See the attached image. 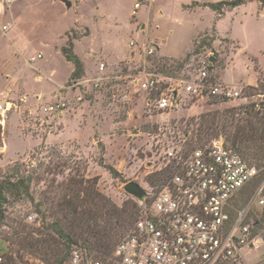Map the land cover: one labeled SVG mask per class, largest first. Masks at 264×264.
Returning a JSON list of instances; mask_svg holds the SVG:
<instances>
[{"label":"rangeland","instance_id":"1","mask_svg":"<svg viewBox=\"0 0 264 264\" xmlns=\"http://www.w3.org/2000/svg\"><path fill=\"white\" fill-rule=\"evenodd\" d=\"M69 1L70 9L54 0H18V8L8 5V15H0V22L11 26L6 34L0 33V103L4 105L0 113V182L15 168L20 176L30 177L33 198L14 201L7 197L2 206L4 220H0V253H11L9 241L14 230L23 226L39 229L36 219L51 223L49 212L57 209L68 187L80 192L96 183L97 191L120 207L136 200L123 189L135 182L148 193L145 199L149 200L155 192L149 178L168 165V151L188 147L199 115L249 103L259 109V103L264 102V19L257 16L264 15V0H247L257 2L258 9L253 4L239 11L233 9L216 24L212 15L217 13L183 10L173 0L151 1L143 19L131 15L133 4H140L139 0ZM96 3L99 12L92 14ZM232 15L249 16L244 21ZM90 24L93 37L86 39L83 35ZM75 35L80 36L75 42L77 52L86 63L82 79L100 76L101 63L105 65L102 74L110 77L133 76L143 70L160 74L166 70L164 66L171 65L173 70L168 69L167 75L187 78L196 75L194 69L200 60L211 59L217 81L242 93L219 102L180 96L172 108L157 111L147 105L156 95L134 93L133 87L125 102L113 100L116 85L120 90L127 88L123 78H109L96 93L85 95L81 88L85 97L77 101L80 91L69 89L68 84L71 65L60 54L67 36ZM131 41L133 46H129ZM155 43L160 44L164 55ZM11 45L15 48L7 49ZM150 49L152 55L147 54ZM32 57L35 59L30 60ZM177 63H183L179 71L175 69ZM91 84L87 82L84 89ZM169 84H161L160 89ZM57 103H65L61 111L44 110ZM106 167L113 168L115 174L112 176ZM256 180L232 202V221L244 209L245 222L251 224L261 218L264 204L259 201L264 200V181L255 186ZM81 181L84 184L80 187ZM258 190L260 196L251 202ZM66 196L72 199L69 193ZM29 215L34 219L30 221ZM263 229L264 223L251 230L257 236L262 234L253 251L255 264H264ZM24 261L47 264L27 254Z\"/></svg>","mask_w":264,"mask_h":264},{"label":"built area","instance_id":"2","mask_svg":"<svg viewBox=\"0 0 264 264\" xmlns=\"http://www.w3.org/2000/svg\"><path fill=\"white\" fill-rule=\"evenodd\" d=\"M12 1L4 0L7 4ZM139 6V3L134 5L133 13ZM133 45L131 41L129 46ZM147 54L152 55L153 50H148ZM104 68L103 63L99 64L100 76L81 77L71 82L69 89L80 91L77 101H82L87 92L96 93L102 89L109 78H123L127 88L120 90L116 85L111 94L113 100L125 102L133 87L134 93L156 95L153 100L148 99L147 105L157 111L172 108L180 96L191 100H229L242 93L218 81L211 82V59L199 61L194 69L195 76L177 79L145 70L133 76L116 74L110 77L102 74ZM87 82L92 84L84 89ZM168 82L171 83L169 87L160 89L161 84ZM64 106L65 103H57L44 110L58 112ZM3 111L4 105L0 103V113ZM166 154L168 163L175 162L176 173L149 200H134L141 208V216L109 258H98L85 249L74 248L67 264H246L244 251L256 248L258 236L252 235L251 224L245 222L247 209L238 211L233 221L229 209L238 193L256 175L255 168L248 166L232 148L226 147L222 139L194 149L185 157L173 150ZM260 194L258 190L251 202ZM259 203L264 204V200L260 199ZM34 217L29 215V220ZM262 256L264 260V251ZM3 263L0 255V264Z\"/></svg>","mask_w":264,"mask_h":264},{"label":"trees","instance_id":"3","mask_svg":"<svg viewBox=\"0 0 264 264\" xmlns=\"http://www.w3.org/2000/svg\"><path fill=\"white\" fill-rule=\"evenodd\" d=\"M246 1H220L208 4V7L218 16H222L225 10H232ZM86 32L85 35L88 34V29ZM77 38L79 36L75 35L71 38L67 36L66 45L60 49L65 61L73 66L68 84L84 75L83 63L73 50V42ZM182 66L183 63H177L176 71H179ZM164 67L166 69L164 74L157 72L167 77L177 78L165 73L172 68L171 65ZM212 70L213 67H211ZM211 75V82L216 83L217 77L212 72ZM250 89L257 92L256 88ZM211 99L214 102L222 101L217 98ZM256 105L249 103L221 112L215 111L199 115L196 118L198 124L193 138L188 147L179 151V154L185 157L194 149L202 148L213 140L222 139L226 147L232 148L248 166L255 168L256 175L253 178L257 179L255 186L260 185L264 181V102L259 103V109H255ZM106 169L112 176L115 174L113 168L106 167ZM176 171L175 162H169L167 166L153 173L154 175L149 178L148 183L155 191L154 194L171 179ZM2 177L3 180L0 182V220H4L2 206L7 197L14 201L22 198L33 201L29 192L30 177L20 176L15 168ZM82 184H84L83 181H81L80 187ZM65 190V195L58 203L57 209H51L49 212L53 219L51 223H45V218L38 223L36 219L34 223L39 225V229H33V231L27 226H23L20 230L12 232L13 238L9 241L11 253H0L4 259L3 264H16L17 262V264H28L24 261L26 254L47 264H64L73 247L83 248L90 255L93 254L98 258H109L117 244L128 234L135 221L141 216V208L135 201H128L119 207L97 191L96 183L92 187L80 189V192L73 187H68ZM66 193H69L72 199L66 198ZM41 214L43 215V212ZM263 223L264 208L261 218L251 223L252 229L261 227ZM252 235L257 236L255 230ZM258 236L262 238V234H258Z\"/></svg>","mask_w":264,"mask_h":264},{"label":"crops","instance_id":"4","mask_svg":"<svg viewBox=\"0 0 264 264\" xmlns=\"http://www.w3.org/2000/svg\"><path fill=\"white\" fill-rule=\"evenodd\" d=\"M18 0H14V1H12V2H10L9 4H7L6 2H4V0H0V15H8L7 13H5V11H7V9H6V7L8 6V5H10V7H12L13 5H15L14 7H15V9L16 8H18V4H16V2H17ZM55 1V0H54ZM69 1V0H68ZM86 1V0H85ZM139 1H141V3L139 4L140 6H139V8L135 11V13H133L134 12V5L136 4V2L133 4V10L131 11V15L132 14H135L136 15V18L137 19H140V18H145L144 16V12H145V10H147L149 7H150V4H151V1H153V0H139ZM173 1H175V3L180 7V8H182L183 10H188V11H197V10H199V9H209L212 13H214V11H212L209 7H208V4H210V3H216V2H220V1H224V0H218V1H216V0H173ZM55 2H58V3H60L61 4V2H59V1H55ZM70 2V1H69ZM85 3H87V2H85ZM195 4L196 6H194V7H191V8H189V9H185L184 7H189L191 4ZM63 4V3H62ZM255 5V7H257V9H258V3L257 2H251V1H246L244 4H242V5H240V6H237V7H235L234 8V10L233 11H239V10H241V9H245L246 7H248V6H250V5ZM99 3H96L95 4V6H96V9H94L93 11L94 12H91L92 14H94L95 13V11L96 12H99ZM204 5V6H203ZM9 7V9H10V11H11V8ZM66 7V6H65ZM71 7H72V3H71ZM70 7V8H71ZM67 8V7H66ZM70 8H67V9H70ZM229 11H231V10H225L224 11V14L225 13H227V12H229ZM222 15V16H218V15H212L213 16V19H214V22H215V24H216V21H219V20H222L223 18H225L227 15ZM232 16H234V17H239V18H242L244 21L245 20H247V17L249 16V15H232ZM258 16V19H264V15H257ZM234 19V18H233ZM241 23H243V22H241ZM215 24L213 25V27H214V29L216 30V32H217V34H220L219 33V31L216 29V27H215ZM134 25H135V23H134ZM90 26V28H88V34L87 35H83L84 37H87L86 39H92V37H93V32H94V30H93V28H92V26H91V24L89 25ZM10 28H11V26L10 25H5V24H2L1 22H0V33H2V34H6L9 30H10ZM135 33H137V31H135ZM221 35V34H220ZM82 36V37H83ZM78 40H80V36H79V38H77L76 40H74V47H73V50H74V53L79 57L80 56V54H78V52H77V47H76V44H75V42L76 41H78ZM137 42V41H136ZM15 44H18V43H15ZM156 44V46L158 47V52L161 54V55H164V54H162V52H161V46H160V44H158V43H155ZM12 45H14V44H12ZM8 46L7 47V49H10V48H12V47H14V46ZM66 45V41H65V43H64V45L63 46H65ZM63 46H61V48L63 47ZM16 47H18V46H16ZM19 47H20V45H19ZM15 48V47H14ZM60 48V49H61ZM17 50H19V48L17 49ZM125 53H126V51L123 53V56H121V58L120 59H123L124 57H125ZM61 54V53H60ZM62 56V55H61ZM35 59V57H32L30 60H34ZM79 59H80V57H79ZM63 60L65 61V59L63 58ZM81 62L83 63V68H84V66H86V63H85V60H84V58H82L81 57ZM15 61V60H14ZM68 63V62H67ZM70 65H71V69H70V72H69V74H68V79H69V76H70V74H71V72H72V69H73V66H72V64L71 63H69ZM244 81V80H243ZM224 83H227V82H225V80L223 81ZM253 251L254 250H252V251H248V250H245L244 251V259H245V261H246V264H255V255H253Z\"/></svg>","mask_w":264,"mask_h":264},{"label":"water","instance_id":"5","mask_svg":"<svg viewBox=\"0 0 264 264\" xmlns=\"http://www.w3.org/2000/svg\"><path fill=\"white\" fill-rule=\"evenodd\" d=\"M63 3L67 8L71 7V2L68 0H55ZM124 191L135 198L137 201L142 202L147 196L148 193L137 183L129 182L124 186Z\"/></svg>","mask_w":264,"mask_h":264}]
</instances>
